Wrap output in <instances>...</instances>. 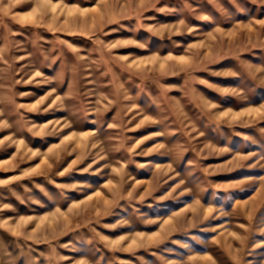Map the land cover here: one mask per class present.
Wrapping results in <instances>:
<instances>
[{"label": "rangeland", "instance_id": "374dc122", "mask_svg": "<svg viewBox=\"0 0 264 264\" xmlns=\"http://www.w3.org/2000/svg\"><path fill=\"white\" fill-rule=\"evenodd\" d=\"M0 264H264V0H0Z\"/></svg>", "mask_w": 264, "mask_h": 264}]
</instances>
